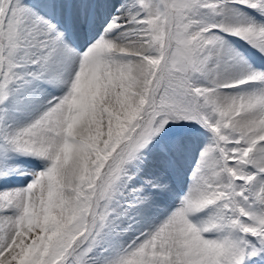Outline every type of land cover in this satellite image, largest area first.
I'll return each mask as SVG.
<instances>
[{
	"label": "snow or ice",
	"instance_id": "snow-or-ice-1",
	"mask_svg": "<svg viewBox=\"0 0 264 264\" xmlns=\"http://www.w3.org/2000/svg\"><path fill=\"white\" fill-rule=\"evenodd\" d=\"M0 264H264V0H0Z\"/></svg>",
	"mask_w": 264,
	"mask_h": 264
}]
</instances>
